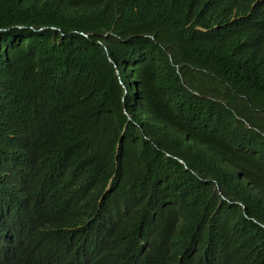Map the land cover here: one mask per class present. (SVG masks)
Segmentation results:
<instances>
[{"label":"trees","instance_id":"1","mask_svg":"<svg viewBox=\"0 0 264 264\" xmlns=\"http://www.w3.org/2000/svg\"><path fill=\"white\" fill-rule=\"evenodd\" d=\"M49 210L62 264H264V0H0V229Z\"/></svg>","mask_w":264,"mask_h":264},{"label":"clouds","instance_id":"2","mask_svg":"<svg viewBox=\"0 0 264 264\" xmlns=\"http://www.w3.org/2000/svg\"><path fill=\"white\" fill-rule=\"evenodd\" d=\"M80 230L67 214L51 210L43 216L35 212L19 222L3 223L0 264H62V253L77 243ZM15 253L20 255L17 261ZM164 264L169 262L164 259Z\"/></svg>","mask_w":264,"mask_h":264}]
</instances>
